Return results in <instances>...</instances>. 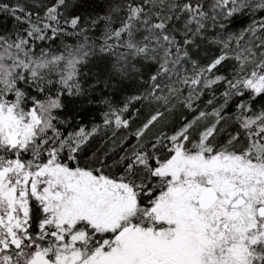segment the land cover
Returning <instances> with one entry per match:
<instances>
[{
  "label": "snow or ice",
  "instance_id": "1",
  "mask_svg": "<svg viewBox=\"0 0 264 264\" xmlns=\"http://www.w3.org/2000/svg\"><path fill=\"white\" fill-rule=\"evenodd\" d=\"M0 264H264V0H0Z\"/></svg>",
  "mask_w": 264,
  "mask_h": 264
}]
</instances>
